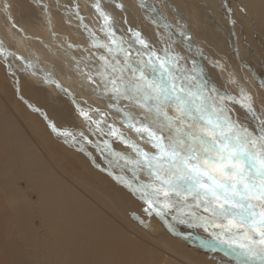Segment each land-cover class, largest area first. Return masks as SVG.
<instances>
[{"label": "bare ground", "instance_id": "1", "mask_svg": "<svg viewBox=\"0 0 264 264\" xmlns=\"http://www.w3.org/2000/svg\"><path fill=\"white\" fill-rule=\"evenodd\" d=\"M117 2L125 5V12L108 3V0H102V6L113 13L118 28L123 27L125 33L129 26L139 29L157 48L168 43L159 40L158 34L164 32L162 27L158 28L148 18L149 22L136 19L134 13L140 14L139 8L142 14L149 12L140 7L138 0ZM94 3L95 0H39L40 6H37V0H0V41L6 49L15 53L8 61L14 65L15 76L8 72L2 57L0 73L11 81L8 87L14 88L16 96L23 102H18L14 93L0 84V143L4 144L6 153L5 157H0V234H4L1 252L20 264H131L136 253L132 244L139 237L160 250V253L151 255L146 264H151L153 257H161L162 264H197L184 261L177 254L172 248L176 240L169 235L162 232L161 240L157 237V218L144 215L137 204L126 199L135 198L106 171H101L108 164L99 153L91 146L86 148V154L78 151L79 145L64 144L51 132L48 121L41 115V112L45 113L59 129L84 131L87 135V127L69 93L81 106H85L84 101H87V105L99 108L101 102H94L97 97L92 92V85L86 82L85 76L75 71L76 62L90 54L85 49H92L87 31L75 16L77 5L83 23L100 40L104 39L99 31L102 20L91 6ZM147 3L155 5L167 22L173 25L178 42L172 47L185 57L182 63L191 68L192 61L196 60L205 69L206 79L221 90L237 95L231 87H225L219 69L205 57L215 61L212 55L217 50L233 62L235 72L242 75V56H253L254 50L264 53V0H147ZM238 3L246 7V13L238 10ZM6 4L12 6L7 11L4 9ZM44 4L48 5L47 12L43 10ZM161 6H165V10ZM229 7L232 10L231 19L236 22L234 25L228 19ZM124 17H127L128 24H123ZM250 24L257 25V29L250 28ZM177 28L190 35L191 50L176 33ZM197 48L202 50L203 55H197ZM241 50L245 54H240ZM16 57H23V61ZM25 61L34 63L36 67L25 71ZM90 63H97L96 59L93 58ZM86 67L81 61L80 68L87 70ZM255 70L258 71L256 66ZM46 74L55 83H47ZM16 79L19 80V91L14 83ZM0 82H3L1 78ZM57 84L67 91L58 89ZM26 107L37 115L31 114ZM236 112L240 121L246 122L239 106H236ZM110 116L108 121L112 123L116 115ZM43 123L52 134L42 130ZM247 123L251 128V122ZM118 127L131 139H136L129 129L122 125ZM27 132L35 133L37 139L23 135ZM12 134L16 136L12 138ZM13 147L20 158L17 169ZM113 147L117 151L126 149L118 144H113ZM140 179L146 178L141 176ZM22 180H26V186H22ZM2 192L17 194L11 196L12 207L8 206ZM31 195L37 197L36 201L31 199ZM135 201L141 204L139 200ZM35 219L40 221L37 232L32 229ZM140 220L151 226L145 227ZM192 231L194 229H183L176 223L175 231L170 232L190 234L186 232ZM135 234L137 238H134ZM192 236L200 243V233ZM16 240L20 243H14ZM92 240L97 241L96 246L91 244ZM112 242L117 245L115 254L106 247ZM126 246L131 247L130 258L122 257ZM203 248L206 251L203 254L207 255L204 256L206 264H235L222 255L225 252L221 249Z\"/></svg>", "mask_w": 264, "mask_h": 264}, {"label": "snow or ice", "instance_id": "2", "mask_svg": "<svg viewBox=\"0 0 264 264\" xmlns=\"http://www.w3.org/2000/svg\"><path fill=\"white\" fill-rule=\"evenodd\" d=\"M108 3L126 11L117 0ZM138 3L153 14L147 18L164 29L158 34L161 42L168 41L163 47L157 48L132 26L125 33L123 27H117L113 13L103 8L102 0H95L91 6L102 20L99 31L104 39L100 40L83 23L76 6L75 16L87 31L89 47L104 51L82 56L90 70L81 69V61H77L75 71L87 78L97 98L109 101L107 108L118 114L114 121L109 123L107 114L87 101L81 106L70 93L87 135L59 129L45 113L41 115L63 143L79 145L82 153L91 146L99 153L108 164L101 171L141 202L144 215L155 216L170 231H175L176 223L202 230L207 238L200 240L201 245L223 250L236 264H264V109L258 112L251 94L240 85L238 95H232L211 83L196 60L191 68L182 63L185 57L172 47L178 42L173 25L155 5L147 0ZM10 7L6 4L5 11ZM42 7L48 11L47 4ZM237 7L246 13L244 5L238 3ZM231 16L229 7L228 19L234 25ZM123 24H128L127 17ZM175 31L191 50L190 35L180 28ZM196 53L203 55L199 48ZM14 56L0 41V57L13 76L14 65L8 61ZM93 58L99 63H90ZM16 59L23 61V57ZM205 59L224 70L219 61ZM24 64L25 71L36 67L32 62ZM46 82L55 83L47 74ZM14 83L19 91V80ZM227 83L236 81L229 77ZM260 87L264 90V81ZM57 88L67 91L59 84ZM236 106L244 112L246 122L238 118ZM118 125L129 129L136 139ZM113 144L129 151H117Z\"/></svg>", "mask_w": 264, "mask_h": 264}, {"label": "rangeland", "instance_id": "3", "mask_svg": "<svg viewBox=\"0 0 264 264\" xmlns=\"http://www.w3.org/2000/svg\"><path fill=\"white\" fill-rule=\"evenodd\" d=\"M161 8L163 10H165V6H161ZM139 13L140 14L134 13L136 15V17H137L136 18L137 20H143L145 22H149L147 17L152 15L151 12H144V14H142V12H141V10L139 8ZM170 19H172V18H170ZM187 19H188V17H187ZM249 27L254 29V30L257 29V25L250 24ZM89 50H90V52H89ZM91 50L92 49H87L86 52L91 54L93 51H95V50H92V51ZM240 54H245V51L241 50ZM212 57L215 58V61H219L221 64L224 65V70L221 71L219 69L218 72H219V75L222 77L223 82L226 84L225 87L226 86L227 87H231L233 89V93L235 92L238 95L237 85L242 86L245 89L246 92L251 94V96L253 98V106L256 108V110L259 112L261 109H264V90H262L261 87H260V82L264 81V53L257 52L256 50H254L253 56L246 55V54L243 55L242 59H241V63H242L241 67H243L242 75L236 73L235 72L236 68H235L234 63L231 62L230 60H227L226 58H224L217 50L214 51ZM96 62L99 63L98 60H96ZM97 63H95V64H97ZM86 66L87 65H85V67ZM255 66L258 68V71L255 70ZM86 68H87V70H90V68L88 66ZM228 73H230V74H228ZM77 77L81 78L80 76H77ZM229 77L235 79L236 84L227 83ZM0 78L3 81V82H0V84H2L5 89L8 88L11 93H14L15 98L17 99V101L21 102L20 99L16 96L15 90L13 91L14 88H12L11 86L8 87V84L9 85L12 84L11 81L7 77H4L1 73H0ZM81 82H82V80H81ZM94 96H95V94H94ZM95 99L96 100L94 102H97V103L101 102L102 103V104L99 103L98 107L101 109V111L105 112L107 114V116L108 115L109 116L110 115H112V116H115V115L117 116L118 115L116 113L110 112L109 109L105 108V107H107V104L109 103L107 100H101L99 98H95ZM97 100H100V101H97ZM2 103H3V105H4V103L6 105L5 101H3ZM21 103L23 104V102H21ZM102 106H104V107H102ZM102 108H103V110H102ZM27 110H28V108H27ZM28 111L31 114H33V115H37L36 113L31 112L30 110H28ZM11 112H13V111L11 110ZM41 126H42V130H44L46 132L49 131V129H48L47 125H45V123L41 124ZM49 133L52 134L50 131H49ZM23 135L31 136L32 138L37 139V135L35 133L27 132V133H24ZM15 136H16V134H12L11 135L12 138H14ZM61 142H63V141H61ZM60 144L62 146H65L64 145L65 143L64 144L60 143ZM3 145H4L3 143H0V157L1 158L6 156V153L3 150ZM65 147H67V146H65ZM12 150L16 153L13 160L17 164L16 167H15L17 169V168L20 167V158H19V155H18V152H17L16 148L13 147ZM123 150L125 152L129 151L128 149H123ZM79 156H81V155H79ZM0 161H1V159H0ZM25 182H26V180H22L20 183L22 184V186H26ZM116 189L122 193V191L119 188L116 187ZM1 194H2V196H4L8 206L12 207L11 196H17V194L15 192L12 193V194H8V193H5V192H2ZM30 197H31V199L33 201H36V199H37V197L35 195H31ZM126 199H128V200L134 202L135 204H137L136 205L137 207H140V208L142 207V204L137 203L135 201L137 199L134 200L132 198H127V197H126ZM16 202H18V201H16ZM39 222H40L39 219H35L34 222H33L32 229L35 232H37V224H39ZM155 222H156L157 228H158V231H156L157 232V237L160 239V234L162 232H164L166 235H169L170 238L176 240V244L173 247L172 246L171 247L177 252V254L184 261L196 262L197 264H206L207 263V261L204 259V256L207 257V255L203 254L206 251L204 250L203 246L198 242L197 238L192 236V234L200 233V237L202 239V238H207V233H204L202 230H199V229H194V231H192V232H186V233H190V234L173 233V232H170L169 230H167V228L164 227L163 224L159 220L156 219ZM143 224L146 225V222L143 223ZM179 225L183 229H190L186 225H181V224H179ZM151 234L154 235V233H151ZM172 234L174 236H177V237H174ZM3 235L4 234H2V233L0 234V238H1V241H0V264H20L18 261H15V260L11 259L10 257H8L7 255H5V254H3L1 252V251H3V245H2V236ZM34 237L36 238L37 236L34 234ZM134 238H137L136 234H135ZM14 243H20V241L16 240V241H14ZM91 244L96 246L97 245V241L96 240H92ZM106 247L108 249H110L114 254L117 253V245L115 244V242L107 244ZM132 248L135 249L136 253L132 257L133 260H132L131 264H146L147 263L146 262L147 259L151 255H156L157 253H160L159 249H155V247L149 245L146 241H144L143 239H141L139 237L132 244ZM124 251H125V253L122 254V257L130 258L129 252L131 251V247L130 246L124 247ZM222 255H224L228 259L234 261L235 264H236V259L234 257H230L227 254H222ZM152 259H153V261H152ZM152 259L150 260L151 264H162L161 257H157V258L153 257Z\"/></svg>", "mask_w": 264, "mask_h": 264}]
</instances>
